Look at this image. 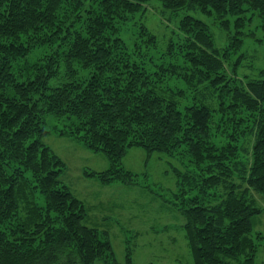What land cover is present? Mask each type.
<instances>
[{
    "label": "trees",
    "instance_id": "16d2710c",
    "mask_svg": "<svg viewBox=\"0 0 264 264\" xmlns=\"http://www.w3.org/2000/svg\"><path fill=\"white\" fill-rule=\"evenodd\" d=\"M67 1L76 19L87 17L86 36L69 24L54 27L63 0H20L0 21V264H119L112 262L106 235L86 226L82 205L59 183L61 163L50 168L53 163L41 143L45 115L75 121V135L90 151L107 157L111 167L132 148L142 149L148 158L153 153L172 154L184 145L196 167L207 164L199 179V195L181 211L193 263L253 264L255 245L249 234L252 218L259 213L253 194L264 199V80L234 84L224 72L223 55L197 25L185 50L186 67L169 65L148 74L133 62H123L122 44L107 34L116 31L115 12L131 9L126 0H101L100 14L84 9V0ZM158 1L174 11L234 12L245 7L263 19L264 34V0ZM36 43L65 48V64L92 69L93 74L49 88L55 70L51 57L26 70L16 69L17 60ZM172 76L200 98L211 97L212 91L222 115L230 117L241 108L249 112L246 131L252 145L246 163L237 161L231 147L218 150L207 143L205 131L212 113L208 106L199 101L185 108L184 115L177 111L184 92L174 93L163 85ZM13 163L37 177L46 197L44 214L33 211L30 222L22 223L33 228L38 241L13 238L1 230L15 213L17 191L22 188L17 182L23 179L21 171L14 176L5 173ZM113 171L118 170L111 168L108 175ZM215 190L222 193L207 204L206 197L212 191L213 198ZM130 260L127 256L125 264Z\"/></svg>",
    "mask_w": 264,
    "mask_h": 264
},
{
    "label": "rangeland",
    "instance_id": "374dc122",
    "mask_svg": "<svg viewBox=\"0 0 264 264\" xmlns=\"http://www.w3.org/2000/svg\"><path fill=\"white\" fill-rule=\"evenodd\" d=\"M19 2L0 0V21L9 10H15ZM100 2L84 0L83 8L100 14L103 9V6L99 7ZM126 3L131 9L122 10V13L116 11L113 16L116 31L107 33L111 39H119L122 44L120 54L125 58L123 62H133L148 74L169 65L185 68V50L197 25L206 31L215 49L223 55L224 72L234 84L264 80L263 19L257 12L245 7L234 12L211 8L205 12L198 8L192 12L174 11L163 8L158 0H126ZM70 10L74 9L67 0H63L54 27L62 26L64 29L62 24H69L76 33L86 36L87 17L82 15L76 19ZM68 41H71L70 37ZM64 52L66 50L61 46L36 43L25 57L17 60L16 69L26 70L51 57L55 61L53 78L48 83L51 89L70 80L87 79L93 74L92 69L65 64ZM55 53L56 58L52 55ZM163 85L174 93L184 92L177 106L182 115L185 108L196 103L208 106L212 113L206 125L207 143L218 150L231 147L236 151L237 161H248L246 155L252 145L251 136L246 131L249 112L241 108L232 111L230 117L222 115L212 91L209 92L211 97L200 98L192 87L175 76L166 77ZM197 89L205 91L201 87ZM76 126L75 121L65 117L45 115L42 129L46 135L41 143L53 163L50 168L54 169V165L61 163L58 181L82 205L86 226L106 235L111 245L112 262L125 264L128 256L131 264H194L181 211L199 195V179L206 173L207 164L196 167L188 149L182 145L172 154L153 153L148 158L142 149L132 148L119 164L111 167L107 157L90 151L75 135ZM17 166L13 163L5 170L9 176L21 171L23 179H17L22 184L21 190L17 191V209L4 222L1 230L13 238L38 241L40 236L34 235L33 228L22 223L30 222L33 211L44 214L46 197L37 177L21 168L16 169ZM111 168L118 171L108 175ZM101 175L107 183L103 182ZM209 193L207 204H213L222 191L215 190L213 198V192ZM253 197L254 208L259 213L252 218L253 226L249 234L255 245L252 262L264 264V199L256 194Z\"/></svg>",
    "mask_w": 264,
    "mask_h": 264
}]
</instances>
